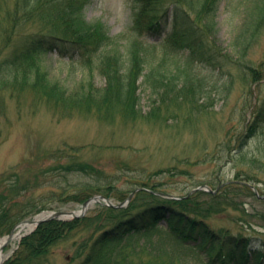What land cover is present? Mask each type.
Segmentation results:
<instances>
[{
	"label": "trees",
	"instance_id": "16d2710c",
	"mask_svg": "<svg viewBox=\"0 0 264 264\" xmlns=\"http://www.w3.org/2000/svg\"><path fill=\"white\" fill-rule=\"evenodd\" d=\"M7 1L0 0V92H8L19 102L25 94L32 95L33 104L43 102L59 117L85 114L111 123L117 120L123 124L137 120L167 123L203 111L205 104L199 99L203 86L198 78L187 68L173 69L167 59L156 62L149 58L145 46L136 39L140 35L168 38L169 42L173 35L179 36L215 69L235 61L233 53L211 40L214 15L222 0H130L135 37L125 47L102 24L85 19L83 11L88 0H12L11 4ZM247 11L233 45L241 52L252 44L264 23V0H252ZM150 43L160 45L159 41ZM47 52L76 57L78 61L84 59L88 64L94 59V69L104 77V86H97L90 76L73 88L49 78L39 62L40 56ZM142 85L152 97L147 113L139 102ZM259 101L240 147L264 121V96ZM250 162L264 173V161ZM61 168L84 175L98 172L91 164L77 160ZM162 171L160 168L155 174ZM253 177L240 181L251 182ZM19 179L17 173L6 178L0 175V237L18 221L47 208L22 192L33 188L36 178L27 177L24 182ZM217 183L215 193L196 190L189 195L174 194L180 198L171 199L154 193L170 194L156 183L141 181L137 185L142 189L124 207L97 204L93 211L96 214L39 224L19 241L13 255L3 264H53L48 257L57 245L69 240L73 244L69 264H152L141 257L134 260L129 248L106 253L112 245L134 233L151 231L160 221L170 243L155 244L160 256L156 264H191L194 255L204 256V264H263V252L252 244L250 237L214 228L206 222L215 208L235 203L227 197L228 192L235 197H257L241 182ZM102 185L106 184L81 182L74 185L73 192L62 189L60 194L80 203L98 192L109 197L112 186ZM200 196L207 199L200 201Z\"/></svg>",
	"mask_w": 264,
	"mask_h": 264
},
{
	"label": "rangeland",
	"instance_id": "374dc122",
	"mask_svg": "<svg viewBox=\"0 0 264 264\" xmlns=\"http://www.w3.org/2000/svg\"><path fill=\"white\" fill-rule=\"evenodd\" d=\"M7 2L11 4L12 0ZM251 2L222 0L214 15L211 40L233 53L235 59L222 68L215 69L205 63L179 36L173 35L171 42L168 38L166 41L161 37H136L145 46L149 58L156 62L160 58L167 59L173 69L187 68L198 78L203 86L199 99L205 105L201 108L203 111L194 113L191 118L187 115L167 123L137 120L123 124L119 120L111 123L85 114L59 117L43 102L33 104L32 95L25 94L19 102L8 92H0V175L6 178L8 174L17 173L22 182L27 177L36 178L33 188L22 192L34 198V202L46 205L44 210L78 209L80 202L60 192L62 189L73 192L74 185L81 182L111 185L109 198L117 203L144 180L174 195L188 193L197 185L214 188L217 182L248 180L254 176L250 183L264 196V173L250 162L252 159L264 161V121L240 147L253 108L264 96V23L246 51H238L233 46ZM83 12L88 22L102 24L124 47L134 39L130 0H88ZM158 41L160 45L150 43ZM39 62L49 78L59 79L70 88L90 77L97 86L105 84L104 77L94 69V59L88 64L84 59L78 61L76 57L47 52L40 56ZM139 93L140 106L147 113L152 97L145 85L140 87ZM75 160L91 164L98 172L84 175L61 168ZM160 168L163 171L156 175L155 171ZM206 197L200 196L198 200ZM227 197L233 198L235 203L215 208L206 222L214 228L250 237L252 244L263 252L264 264L263 197H235L231 192ZM96 205H91L85 215L96 214L93 213ZM162 223L160 221L149 232L134 233L119 241L106 254L129 248L134 260L141 257L156 264L160 256L155 244L170 243L161 229ZM19 241L21 238L9 240L1 253L11 257ZM71 248L70 240L57 245L48 261L69 264ZM205 260L204 256L194 255L191 264H204Z\"/></svg>",
	"mask_w": 264,
	"mask_h": 264
},
{
	"label": "water",
	"instance_id": "95a60500",
	"mask_svg": "<svg viewBox=\"0 0 264 264\" xmlns=\"http://www.w3.org/2000/svg\"><path fill=\"white\" fill-rule=\"evenodd\" d=\"M246 184L250 185L254 189V192L257 194V189H255L256 187L254 185H251L249 183H246ZM138 189H140V188H136L134 191L130 192V194L126 197V199H124L123 201L117 202V203H113L109 198L105 197L104 195L97 194V195L90 196V198L85 200L80 205V207L78 209H76V210H49L48 209V211H42V212H40L39 214H37L34 217L35 218V222H34L35 226L29 231H32L37 225H39L40 223H42L44 221H48V220H52V219L67 220V219H72V218H75V217H79L80 218L81 216H83L86 213L88 208L93 203H96V202L105 203V204H107L109 206H114V207H120V206L123 207V206H125L128 203V201L132 197V194H134V192L137 191ZM196 189H203V190H206V191H212L211 188L206 186V185L198 186L196 188H193L192 191H194ZM170 197H173V196L170 195ZM32 220H29V221L31 222ZM25 221H28V220H22V222H20V223H23ZM15 228H16V226L11 231H9L10 233H8L4 237V242H3V245L0 247V249H2L3 246L7 242H9V240L11 238H13ZM2 260L0 261V264H1V262H3Z\"/></svg>",
	"mask_w": 264,
	"mask_h": 264
},
{
	"label": "bare ground",
	"instance_id": "6f19581e",
	"mask_svg": "<svg viewBox=\"0 0 264 264\" xmlns=\"http://www.w3.org/2000/svg\"><path fill=\"white\" fill-rule=\"evenodd\" d=\"M35 218H33V220L30 222L29 220L22 223L19 226V229H16L15 234L13 236V239H19L24 233L28 232L29 230H31L34 226H35ZM4 240L0 241V247L3 245ZM3 254L0 251V260L2 259Z\"/></svg>",
	"mask_w": 264,
	"mask_h": 264
}]
</instances>
